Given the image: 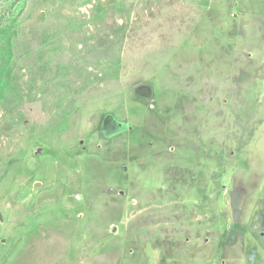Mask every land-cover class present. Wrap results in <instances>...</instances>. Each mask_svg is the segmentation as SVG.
<instances>
[{"label": "rangeland", "instance_id": "obj_1", "mask_svg": "<svg viewBox=\"0 0 264 264\" xmlns=\"http://www.w3.org/2000/svg\"><path fill=\"white\" fill-rule=\"evenodd\" d=\"M0 264H264V0H0Z\"/></svg>", "mask_w": 264, "mask_h": 264}]
</instances>
